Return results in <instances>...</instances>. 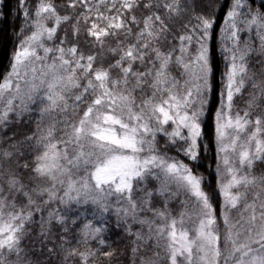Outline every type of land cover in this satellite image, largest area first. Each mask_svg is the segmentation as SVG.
Segmentation results:
<instances>
[{
    "label": "snow or ice",
    "instance_id": "snow-or-ice-1",
    "mask_svg": "<svg viewBox=\"0 0 264 264\" xmlns=\"http://www.w3.org/2000/svg\"><path fill=\"white\" fill-rule=\"evenodd\" d=\"M0 264H264V0H0Z\"/></svg>",
    "mask_w": 264,
    "mask_h": 264
},
{
    "label": "trees",
    "instance_id": "trees-1",
    "mask_svg": "<svg viewBox=\"0 0 264 264\" xmlns=\"http://www.w3.org/2000/svg\"><path fill=\"white\" fill-rule=\"evenodd\" d=\"M217 30H218V25H217ZM10 48H11V44H10V42H9V44H8V49L10 50Z\"/></svg>",
    "mask_w": 264,
    "mask_h": 264
}]
</instances>
